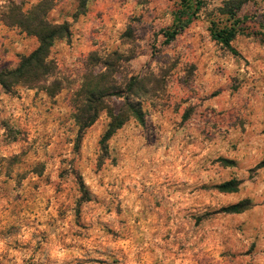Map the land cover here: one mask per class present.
I'll return each mask as SVG.
<instances>
[{"label":"rangeland","instance_id":"1","mask_svg":"<svg viewBox=\"0 0 264 264\" xmlns=\"http://www.w3.org/2000/svg\"><path fill=\"white\" fill-rule=\"evenodd\" d=\"M203 1L167 42L183 0H53L55 74L0 85V264H264V0L237 10L236 54L212 37L228 0ZM37 45L0 19V71ZM90 80L119 95L78 141ZM128 93L144 122L102 147Z\"/></svg>","mask_w":264,"mask_h":264},{"label":"trees","instance_id":"2","mask_svg":"<svg viewBox=\"0 0 264 264\" xmlns=\"http://www.w3.org/2000/svg\"><path fill=\"white\" fill-rule=\"evenodd\" d=\"M245 2L246 0H228L226 13L234 21L212 30V37L234 54L238 53L232 44L239 23V18H236V14L237 10ZM86 4L87 0H79L81 12L85 11ZM53 5V0H39L37 3L32 4L30 8L25 9L24 3L16 0H4V2L0 3V19L4 23L18 26L38 39L37 47L29 54L23 55L15 68L0 71V85L6 91H11L14 86L20 83L43 88L49 77L55 74L57 64L53 58H50L51 48L55 40L70 37L71 31L69 22L56 23L49 19L48 13L53 8ZM203 5V0H183L175 12L173 25L165 32L166 41L174 40L181 31L188 27L198 16ZM53 84L50 83L46 89L50 90ZM108 87L106 82L90 80L85 91L88 105L82 110L83 115L78 118L80 125L78 141L81 140L84 130L95 122L100 109L97 103L106 101L110 95H119L115 90L112 91ZM133 89L132 87L131 90ZM93 102L97 103L93 104ZM102 107L108 108L104 104ZM108 112L111 119L100 139L102 147L106 146L107 141L130 117L144 122L143 112L138 107V104L130 99V93L125 96V104L119 112H113L111 109ZM218 187L225 191L237 189L234 181L219 184ZM243 209L242 203H236L225 208V210L235 213L241 212Z\"/></svg>","mask_w":264,"mask_h":264}]
</instances>
